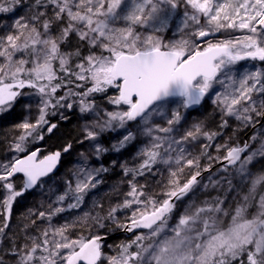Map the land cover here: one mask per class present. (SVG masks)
I'll use <instances>...</instances> for the list:
<instances>
[{
	"label": "snow or ice",
	"instance_id": "snow-or-ice-1",
	"mask_svg": "<svg viewBox=\"0 0 264 264\" xmlns=\"http://www.w3.org/2000/svg\"><path fill=\"white\" fill-rule=\"evenodd\" d=\"M21 2L0 0V13L14 12ZM178 8H183L182 27L178 30L186 38L165 42L160 34L168 29L171 14ZM118 21L122 26H117ZM11 28L0 35V113L11 110L25 97L40 98L36 123L25 121L15 126L24 130L13 146L17 152H24L28 137L48 124L45 116L50 107L72 108L71 103L62 102L78 96L80 111L94 112L97 105L90 97L106 93L109 88L118 94L109 96L108 103L126 110L104 109L107 119L85 125V138L95 140L99 135L95 129L125 128L129 122L151 138L137 153L143 158L138 167L121 165L125 176H132L127 181L129 191L124 193L123 202L111 206L105 216L84 212L71 223H51L57 214L81 207L85 196L101 183L100 173L108 171L103 166L78 167L75 185L68 181L64 193L56 197L55 202H67L66 208L49 204L47 211L29 209L30 216L49 223L37 229L38 234L25 235L20 245L12 238L8 251L14 264H264V195L255 202L256 211L249 218L257 188L264 185V172L253 176L248 195L234 209L224 208L219 198L202 205L189 202L174 226L169 227L176 208L174 199L180 200L191 192L200 176L197 170L181 186L185 167L199 169L198 159L187 158L182 145L201 135L209 141L218 135L202 131L196 124L179 139L171 137L169 134L182 120L180 107L199 104L219 84L223 91L215 93L213 103L226 116H234L245 127L253 128L264 119V68L239 74L236 68L239 61L264 62V0H33L29 14L16 19ZM229 29H246L249 34L214 41L217 34ZM73 35L78 38V46L74 51H63L61 46ZM84 43L88 48L86 56L79 46ZM73 57L79 61L74 65ZM72 78L90 82L91 87L81 92L69 87L57 97L58 89L74 83ZM85 84L76 87L84 88ZM25 88L34 92L23 91ZM176 98H180L179 106L171 110L166 126L153 124V118L163 115L165 107ZM22 107L31 111L29 103ZM55 127L51 124L48 132ZM221 127H227V120ZM135 138L132 131H127L113 148L118 151ZM257 139L259 146L253 149L252 142ZM70 148L71 144L64 151ZM222 149L226 155L217 159L226 161L225 168L238 165L239 174L251 175L248 166L257 157L264 158V126L243 145L229 147L226 141L217 145L218 152ZM39 151L15 159L0 170V181L5 182L0 187L7 192L0 199V237H5L10 227L13 202L57 166L60 152L37 162ZM104 151L107 149L97 145L95 154ZM157 163L170 168V190L162 193L167 197L162 201L157 199L160 194H149L144 185L135 182L136 176L151 172ZM173 163L175 170H171ZM15 173L25 177L19 191L8 182ZM97 206L94 202L93 207ZM121 210L130 211L124 223L117 220ZM89 220L100 228L104 227L102 221H112L133 233L134 238L117 245L114 255L102 251L100 235L71 238L69 233L76 224ZM35 224L36 219L31 220V225ZM0 264H5L2 256Z\"/></svg>",
	"mask_w": 264,
	"mask_h": 264
},
{
	"label": "rangeland",
	"instance_id": "rangeland-1",
	"mask_svg": "<svg viewBox=\"0 0 264 264\" xmlns=\"http://www.w3.org/2000/svg\"><path fill=\"white\" fill-rule=\"evenodd\" d=\"M16 13L20 16L29 14V5H21L17 8ZM183 20V8H178L174 10L171 14V19L169 21V27L160 35L162 36L165 42L169 41H178L182 38H186L184 34L179 31L182 27ZM117 26H122V22L118 21ZM259 27V26H257ZM246 29H229L226 32H222V37L219 39L225 38H242L245 35H248ZM0 35L1 27H0ZM78 46V38L73 35L70 40L62 45L63 51H74ZM87 46V44H86ZM84 56L88 55V48L84 50ZM79 62V61H78ZM77 62V63H78ZM76 63V62H75ZM237 65H243L244 70L255 71L256 68H264V62L260 61H239ZM223 78V77H222ZM222 87L217 84L214 86V90H210L209 94L205 95L206 102L205 104L200 105L195 109H185L180 107V112L182 120L178 125L175 126V130L169 135L172 137L178 135L181 137L187 131L193 130V126L196 124L201 125L202 131L209 133H218L219 136L214 141L211 142L208 152L206 153L204 164H210L217 159V157H223L226 155L225 150L217 151V145H223L225 142H228V146H238L241 145L239 142L242 134L249 129L251 131L250 137L256 133H260L262 126H264V121L253 128L252 126L245 127L241 124L240 121L236 120L234 116H226L220 109L219 106L213 103L216 92H222ZM118 93L114 88H109L105 93V96L117 95ZM255 98L259 99L256 94ZM94 100L97 108L96 111H89L82 113L79 106H73L68 108L66 106L60 107L57 113V120L52 121V124H55L56 127L48 132L44 131V141L46 143L44 149L47 151L45 153L56 152L66 148L71 144V148L64 154L60 169L58 172L41 181L38 186L33 190L25 191L24 194L18 197L13 202V208L10 219V227L6 229V236L0 237V256L3 257L5 264H14L13 258L8 251L11 245L12 238H16V243L18 245L24 242V237L27 234L36 235L37 229H43L48 226V221L37 219L34 216H30L26 213L27 209H34L35 212L38 211H47L48 205L52 204L53 207H65L67 202H55L57 195L64 193V188L61 187L60 183H67L72 181L73 186L75 185L76 177L74 173L77 171L79 166H86L88 168H98L99 161L97 155L95 154L96 146H102L101 142L97 139L89 140L85 138V125H92L93 122L100 119H107L104 116V109L108 111H117V110H126L123 108H118L108 103V99L102 100V98L90 97ZM40 98L37 95L31 97H25L20 100L15 106L0 115V170L2 166L14 162L17 158V151L14 149V144L18 142L19 136L22 135V129L16 128L15 126L23 123L25 121L29 123H36L40 113L38 110ZM180 98H176L174 102L167 105L164 109L163 115H157L153 118V124H159L162 127L166 126L167 119H171V110L179 106ZM204 102V101H203ZM29 103L31 104V111L22 107V104ZM67 103H65L66 105ZM97 112L100 114L97 116ZM223 120H227V127H223L220 130ZM112 134H115L112 137V144L115 145L117 142L122 139L124 135L127 134V131H132L136 138L129 143L128 147H123L118 150L116 153L113 162L118 166V171L113 174L109 180L103 183L101 192L96 196L91 194L88 196V199L85 198L86 203L93 207V203L99 200L102 201L100 213L104 216L107 214L111 206H115L117 203H122L124 199V193L129 191L127 181L130 180L128 176H125L122 173L121 165H127V167L134 168L142 163V157L138 156L137 153L147 144L150 143V137L141 134L138 131L137 125L134 122H129L125 128H110ZM99 132V129H95ZM247 132V131H246ZM65 134L69 136L66 137ZM154 135H164L163 133H154ZM249 137V138H250ZM206 138V137H205ZM259 139L255 142H252V148L259 146ZM204 142L198 141L194 144L187 142L182 146L186 149V152L191 156V159H199L200 150L205 146ZM81 154H84L83 156ZM248 153H244L247 155ZM85 157L87 160L85 162ZM18 159V158H17ZM157 166L161 163H157ZM235 167L230 168H218L213 173L207 175L198 181L197 185L189 192L185 197L181 198L174 210L172 219L169 221V227L174 226L176 218L179 217L184 208L189 204V202H195L196 205H202L204 201H212L215 198H219L224 201V208L234 209L238 202H242V199L245 195H248L249 188L251 187V180L253 176L264 172V158L257 157L252 164L248 166L249 172L251 175H241ZM144 177V176H143ZM142 177L138 178L135 182L138 185H150L151 183H145L146 177L144 180H140ZM101 180L102 177L99 176ZM8 182L13 183L16 190H20L22 179L19 177L10 178ZM207 186V187H205ZM116 188V191L113 189ZM7 195L6 190H3L0 187V199H3ZM260 195H264V185L258 186L257 193L255 196V201L253 205L249 208V218L251 214L255 213L256 207L255 202L259 200ZM71 210V209H70ZM130 213H125L123 210L117 213V220L119 223L126 222V217ZM56 217V216H55ZM27 219V220H26ZM36 219V224L31 225V220ZM76 220L75 211L62 214V217L53 218L51 223L55 226L63 225L65 222H73ZM113 223L114 227H117V224ZM29 225L28 229H25V225ZM147 233V231H144ZM89 233L96 234V229L93 228ZM71 238H79L80 232L77 230L75 232L69 233ZM134 236L128 239H133ZM108 246H112L109 248ZM104 253L108 255H114L115 249L113 243L107 241L103 245ZM102 264H107L106 261H103Z\"/></svg>",
	"mask_w": 264,
	"mask_h": 264
},
{
	"label": "trees",
	"instance_id": "trees-1",
	"mask_svg": "<svg viewBox=\"0 0 264 264\" xmlns=\"http://www.w3.org/2000/svg\"><path fill=\"white\" fill-rule=\"evenodd\" d=\"M32 2H33V0H22L21 4L19 6H21V5H29L30 6L32 4ZM19 6H16L15 9H14V12H12V13H0L1 34L4 35L8 31H12V28H11L12 24L14 23V21L16 19H18L20 17V15H18L16 13V10H17V8ZM53 31L55 32L56 29H54ZM220 36L222 37V33L219 34V37ZM79 46L81 47L82 54H84V50L87 47L86 43L81 44ZM75 62L77 63L78 60L75 57H73L72 58V64L74 65ZM236 68L238 69V74L242 73L243 71H245L243 65H236ZM72 79L74 81L73 84L69 85L68 87H62L61 89L57 90V93H56L57 97L63 96L65 94V92L68 91L69 87L75 92H81V91L86 90L87 87H91V83L90 82L85 84V82L76 81L75 78H72ZM76 84H85V87L84 88H77ZM236 86H238V84ZM23 91L34 92V90L28 89V88H25ZM92 97H95V98H99L100 97V99L102 98V100H105V101L107 99V97L105 96V93H93ZM79 99L80 98L78 96H71V97H69L67 99V101H64L62 103H64V104L65 103H71L73 106H79L80 107ZM205 102H206V98H204V102L202 104H205ZM53 103H55V100H53ZM59 109H60V107L57 106L55 108L50 107L47 110L45 118L48 121V124L44 125L40 129H38L37 132H34L32 136L28 137V139L24 142V145H23L25 147V151L24 152H17V158H19L23 154H26V153H28V152H30L32 150H35V149H41L43 154L45 152H47L44 149V147L46 145V143L44 141V131H47L48 127L52 124L51 123L52 121H56L57 120V113H58ZM4 113H0V115H2ZM221 129H223V128L220 127V130ZM202 130H204V129H202ZM112 131L113 130H111V129H106V130L102 131L96 138L97 140H99L101 142L102 147L107 149V151L101 152L99 155H97V159L99 161L98 168L103 166L104 168L108 169V171L100 173L99 176L102 177L101 183L99 185H97V187L95 189H92L85 196L86 199H88V196L91 195V194H94V196H96L99 192H101L102 187H103V183L105 181L109 180L110 177L118 171V169H117L118 166L113 162L114 157H115V155H116V153L118 151L113 148L112 137L115 134H112ZM246 131L248 132L249 129H247ZM245 132L243 134H245ZM23 134H24V130H22V135ZM41 135L43 136V139L37 138L38 136H41ZM249 135H248V138L250 137ZM65 136L68 137L69 135L65 134ZM218 136H219V134L211 141H209L207 138H205L202 135L199 136L196 140H189L188 141V143L190 144V147H191V144H194V142H198V141L204 142V144L209 145V146L207 148L203 147L200 150L199 159H198V161H199V169H197V168H190L189 169V168L185 167V171H184L183 175L181 176V180H180L181 186L197 170H199L200 173H201L204 170L209 169L212 166H214L220 160V159L216 160L214 162H211L210 164H204L205 156H206V153L208 152L210 144H211L212 141H214L216 138H218ZM172 137L175 138V139H179L180 138L178 135H174ZM239 142L242 143L241 140ZM128 146H129V143L126 144L124 147H128ZM174 147H176V146L174 145ZM64 149L60 150V152L62 154V158H63L64 154L66 153L64 151ZM173 155H175V153H173ZM185 155L187 156V158L191 159V156L187 152H185ZM175 168H176V165L173 163L171 165V170H175ZM59 169H60V167H59ZM217 169H218V167H216L215 169L211 170L209 173L204 174L202 178H204L207 175L213 173ZM169 171H170L169 165H166V164H163V163H161V165H159V166L154 165L152 170H151V172H145L141 176H136L135 177V181L138 178H140V177H142L140 180H144L145 177H146V182L145 183H151V184L150 185H146L145 184L144 185V191H146L149 194H152V193L160 194V195H157V199L162 201L163 199L167 198L166 196L162 195V193L167 192V191L170 190V187L168 186V182H169V179H170ZM122 173H124L123 169H122ZM128 178L131 180L132 176L128 175ZM4 183H5L4 181H0V185H3ZM60 185H61L62 188H64V190H66V185H67L66 182L63 183V184L60 183ZM3 190H5V189H3ZM86 201L87 200H85V202L81 205L80 208L71 209V210L67 209L65 212L57 214L56 217H62V214H66V213L71 212V211H75L76 219L78 217H81L84 212H90L92 216H96L97 214H99L100 216H104L103 214L100 213L102 201L99 200V204L95 208L91 207L89 204H87ZM178 201H176L175 204H177ZM32 210H34V209H32ZM123 211L125 213L126 212L130 213L129 210H123ZM26 213L29 214V209L26 210ZM32 216L36 217L35 215H32ZM56 217H53V218H56ZM45 221H47V220H45ZM102 223L104 224L103 228L98 227L95 224V222L91 221V220H89L87 223H77L76 226L71 230V232H75V231L78 230L80 232V236L83 235L84 237H89L90 235L111 234L112 232L119 231L121 229L120 227H118V228L114 227L112 225L113 223H111L109 220H104V221H102ZM93 228L96 229V234L89 233V231H91ZM128 239L129 238H125V237H119V238L117 237V238H114V239L110 240V242L113 243L114 249H116L117 245L121 244L122 242H127ZM105 243L106 242H104L102 245H104ZM102 250H103V248H102Z\"/></svg>",
	"mask_w": 264,
	"mask_h": 264
},
{
	"label": "water",
	"instance_id": "water-1",
	"mask_svg": "<svg viewBox=\"0 0 264 264\" xmlns=\"http://www.w3.org/2000/svg\"><path fill=\"white\" fill-rule=\"evenodd\" d=\"M218 36H219V34H217V36H216L215 38H217ZM215 38H214V39H215ZM204 98H205V97H204ZM204 98L201 100V102H200L199 104H197V105H192V106H190V107L187 108V109H195V108L199 107V106L203 103ZM263 121H264V119L260 120V123L257 124V125H260ZM257 125H256V126H257ZM250 132H251V131H248V132L245 134V136H244V141L242 142L241 145H243V143H244L245 141L248 140L247 137H248V135L250 134ZM36 150H37V149L32 150V151H30V152H28V153H26V154H23V155L20 156L18 159H23V158H25L27 155H30L31 152L36 151ZM39 150H40V151L37 153V157H36V161H37V162H39V160H42L45 156H48V155H51V154L55 153V152H50V153H44V154H43V153H42V150H41V149H39ZM56 152H59V151H56ZM60 154H61V152H60ZM243 155H244V154H243ZM61 160H62V154L60 155V158H59V160H58V162H57V166H56V168H54L53 171H52L51 173L48 174V176L41 178V181H43V180H45V179H47V178H49V177L55 175V174L58 172L59 167H60V164H61ZM225 164H226V161H224L223 159H220V160H219L214 166H212L211 168L206 169V170H204L203 172H201V173H200V176L197 177V180H198V181L201 180L204 174L209 173L211 170L215 169L216 167H223V168H225ZM230 167H232V165H228V166H227V168H230ZM15 177H21L23 181L25 180V177H24L23 173H15V174L13 175L12 178H15ZM41 181H40V182H41ZM40 182H38V184H39ZM37 186H38V185H37ZM37 186H34L32 189H29V190H33V189H35ZM185 196H186V195H185ZM185 196H184V197H185ZM182 198H183V197H182ZM176 201H177V200L174 199V203H175ZM134 231H135V230H134ZM142 231H148V230L144 229V230H142ZM137 233H138V232H137ZM118 235H121L122 237H125V238H131V237L133 236V233L126 232L123 228H121V229H120L118 232H116V233H113V234L111 233V234H106V235H100L101 237H103L101 243L106 242V241H108V240H111V239L117 237Z\"/></svg>",
	"mask_w": 264,
	"mask_h": 264
},
{
	"label": "flooded vegetation",
	"instance_id": "flooded-vegetation-1",
	"mask_svg": "<svg viewBox=\"0 0 264 264\" xmlns=\"http://www.w3.org/2000/svg\"><path fill=\"white\" fill-rule=\"evenodd\" d=\"M221 37V36H220ZM219 36L217 37V38H215V39H219L220 38ZM215 39H214V41H215ZM247 132H245V134H246ZM245 134H242V136H241V138H240V140L243 142L244 141V136H245ZM250 136V135H249ZM248 138V137H247ZM239 140V141H240ZM248 140H249V138H248ZM242 144V143H241ZM218 168H221V167H218ZM19 178H21V177H19ZM22 179V178H21ZM22 184H23V180H22ZM22 184H21V187H22ZM21 187H20V189H21ZM28 191V190H27ZM107 242V241H106Z\"/></svg>",
	"mask_w": 264,
	"mask_h": 264
},
{
	"label": "bare ground",
	"instance_id": "bare-ground-1",
	"mask_svg": "<svg viewBox=\"0 0 264 264\" xmlns=\"http://www.w3.org/2000/svg\"><path fill=\"white\" fill-rule=\"evenodd\" d=\"M116 232H118V231L112 232V234H113V233H116ZM117 237L119 238V237H122V236H121V235H118ZM117 237H115V238H117ZM113 239H114V238H113ZM111 240H112V239H111ZM108 241L110 242V240H108Z\"/></svg>",
	"mask_w": 264,
	"mask_h": 264
}]
</instances>
